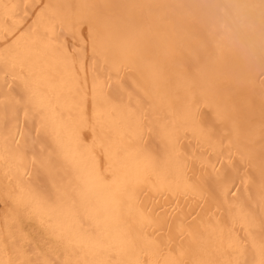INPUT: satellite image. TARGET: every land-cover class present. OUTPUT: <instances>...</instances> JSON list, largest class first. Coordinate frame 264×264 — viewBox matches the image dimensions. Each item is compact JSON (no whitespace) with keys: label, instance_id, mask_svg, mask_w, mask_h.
Here are the masks:
<instances>
[{"label":"bare ground","instance_id":"obj_1","mask_svg":"<svg viewBox=\"0 0 264 264\" xmlns=\"http://www.w3.org/2000/svg\"><path fill=\"white\" fill-rule=\"evenodd\" d=\"M0 264H264V0H0Z\"/></svg>","mask_w":264,"mask_h":264},{"label":"snow or ice","instance_id":"obj_2","mask_svg":"<svg viewBox=\"0 0 264 264\" xmlns=\"http://www.w3.org/2000/svg\"><path fill=\"white\" fill-rule=\"evenodd\" d=\"M19 102V101H18Z\"/></svg>","mask_w":264,"mask_h":264}]
</instances>
